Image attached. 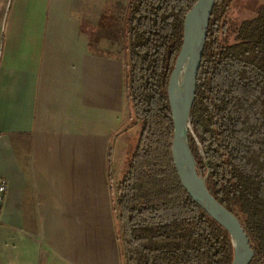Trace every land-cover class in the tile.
Returning a JSON list of instances; mask_svg holds the SVG:
<instances>
[{"label": "crops", "instance_id": "crops-1", "mask_svg": "<svg viewBox=\"0 0 264 264\" xmlns=\"http://www.w3.org/2000/svg\"><path fill=\"white\" fill-rule=\"evenodd\" d=\"M128 2L0 0V264H124Z\"/></svg>", "mask_w": 264, "mask_h": 264}, {"label": "trees", "instance_id": "trees-1", "mask_svg": "<svg viewBox=\"0 0 264 264\" xmlns=\"http://www.w3.org/2000/svg\"><path fill=\"white\" fill-rule=\"evenodd\" d=\"M197 0H129L125 121L140 123L114 199L124 264H230L229 233L182 185L172 155L168 82ZM216 0L191 109L190 147L211 194L264 264V4L247 19ZM134 121V122H133Z\"/></svg>", "mask_w": 264, "mask_h": 264}, {"label": "water", "instance_id": "water-1", "mask_svg": "<svg viewBox=\"0 0 264 264\" xmlns=\"http://www.w3.org/2000/svg\"><path fill=\"white\" fill-rule=\"evenodd\" d=\"M215 2L197 0L184 19L183 43L168 82L174 123L172 155L180 181L189 195L229 233L234 251L230 264H250L255 254L250 238L238 217L209 191L206 184L208 172L205 176L198 172L189 140V134H193L204 157L201 143L193 132L190 115Z\"/></svg>", "mask_w": 264, "mask_h": 264}, {"label": "rangeland", "instance_id": "rangeland-1", "mask_svg": "<svg viewBox=\"0 0 264 264\" xmlns=\"http://www.w3.org/2000/svg\"><path fill=\"white\" fill-rule=\"evenodd\" d=\"M263 4H264V0H231L230 16L236 17L239 20L250 18L255 14V10ZM123 51H125V48L123 49ZM127 61H128V57H127ZM125 70H127L126 63H125ZM140 126H141L140 123L134 122L131 125V130L128 133L127 137H121L120 139L118 149L115 152L114 158L112 160L113 178L115 182H119L120 179L122 178L123 171L126 167L127 161L130 159L131 154L137 147L139 140V133L141 129ZM116 188L117 187H115V197H117ZM119 235L120 234L118 228V236Z\"/></svg>", "mask_w": 264, "mask_h": 264}, {"label": "built area", "instance_id": "built-area-1", "mask_svg": "<svg viewBox=\"0 0 264 264\" xmlns=\"http://www.w3.org/2000/svg\"><path fill=\"white\" fill-rule=\"evenodd\" d=\"M7 191H8V181L6 178L0 175V210Z\"/></svg>", "mask_w": 264, "mask_h": 264}]
</instances>
